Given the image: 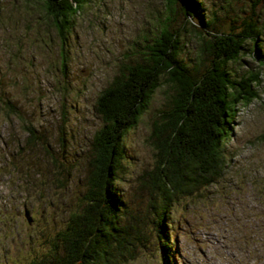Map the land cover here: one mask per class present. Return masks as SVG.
Here are the masks:
<instances>
[{
	"label": "rangeland",
	"instance_id": "rangeland-1",
	"mask_svg": "<svg viewBox=\"0 0 264 264\" xmlns=\"http://www.w3.org/2000/svg\"><path fill=\"white\" fill-rule=\"evenodd\" d=\"M198 1L206 28L179 0H85L60 41L39 0H0V264L47 254L78 208L91 137L101 126L94 102L120 63L145 57V45L166 26L179 37L178 59L200 72L208 29L234 30L247 18L256 19L258 35L245 39L240 58L225 68L235 79L258 73L257 97L235 106L221 144V175L179 197L168 218L175 264H264V0ZM169 92L161 83L120 139L113 187L138 216L147 214L139 178L154 161L152 122ZM27 128L34 141L27 140ZM159 256L156 240H146L126 264H159Z\"/></svg>",
	"mask_w": 264,
	"mask_h": 264
},
{
	"label": "trees",
	"instance_id": "trees-1",
	"mask_svg": "<svg viewBox=\"0 0 264 264\" xmlns=\"http://www.w3.org/2000/svg\"><path fill=\"white\" fill-rule=\"evenodd\" d=\"M179 1L184 13L200 19L196 23L206 28L200 2ZM39 2L62 41L85 0ZM233 27L227 31L208 29L211 31L198 52L199 64L200 55L207 60L200 72L188 71L178 59L179 37L166 26L145 45V57L118 65L94 102L101 126L91 137L86 190L78 208L55 232L47 254L27 264H126L139 247H145L146 240L158 243L159 264H175L178 252L168 218L170 207L179 197L210 185L221 175V144L230 131L235 106L257 97L254 87L259 84L258 73L235 79L225 68L240 58L244 40L258 35L256 19L247 18L239 27ZM161 83L168 84L170 92L152 122L149 137L154 161L139 178L147 194V214L138 216L123 206L113 187L122 155L120 139L136 124ZM5 104L11 111V102ZM26 133L27 140L34 141L31 129L27 128ZM260 138L264 140V132ZM260 230L264 232V228ZM260 247L262 254L263 245Z\"/></svg>",
	"mask_w": 264,
	"mask_h": 264
}]
</instances>
